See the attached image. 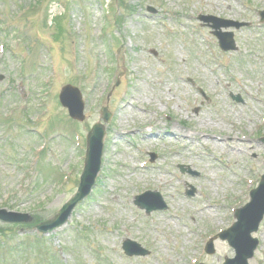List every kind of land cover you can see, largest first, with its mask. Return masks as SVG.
Returning a JSON list of instances; mask_svg holds the SVG:
<instances>
[{
    "label": "rangeland",
    "instance_id": "374dc122",
    "mask_svg": "<svg viewBox=\"0 0 264 264\" xmlns=\"http://www.w3.org/2000/svg\"><path fill=\"white\" fill-rule=\"evenodd\" d=\"M35 6L0 0V35L10 39L0 41V211L30 216L29 224L0 221V264L234 258L219 238L213 256L205 249L236 222L233 213L264 176V0ZM25 9L33 13L23 20ZM199 15L250 25L229 30L237 49L224 52ZM120 74L122 86L113 89ZM67 85L83 94L84 122L60 103ZM104 107L112 122L92 193L65 226L38 235L37 225L76 195L87 136L103 123ZM147 193L159 194L166 208L148 197L152 211L140 209L136 201ZM255 237L260 246L250 264H264V221ZM128 241L148 255L127 256Z\"/></svg>",
    "mask_w": 264,
    "mask_h": 264
},
{
    "label": "water",
    "instance_id": "95a60500",
    "mask_svg": "<svg viewBox=\"0 0 264 264\" xmlns=\"http://www.w3.org/2000/svg\"><path fill=\"white\" fill-rule=\"evenodd\" d=\"M63 104L70 109L71 116L75 119L83 120V106L81 103V96L73 88H67L65 93L61 97ZM105 131L103 127L97 126L93 133L89 137V150L87 156V164L84 175L82 177V183L79 189L78 195L72 199V201L64 207L59 216L50 222L45 223L40 227L42 232L47 233L52 229L61 227L65 224L68 218L71 216L72 211L75 207L83 201L85 197L89 195L92 187L95 184L96 176L100 171L101 158L103 152V137ZM264 189V182L261 186ZM259 192L255 193L254 201L256 202L259 197L257 195ZM261 205V203H259ZM142 206V205H141ZM250 210V209H249ZM264 216V206L260 208L256 214L252 211L246 213V210L238 214L239 223L236 225L235 229L229 232V239L231 245L235 248L238 257L234 264H246L247 260L252 257L253 252L256 249V242L252 243L249 239L251 233L255 232L258 225L262 221ZM0 219L5 221H22V216L14 214H6L5 212L0 213ZM240 230L241 239L237 240V233ZM128 245V244H127ZM129 246V245H128ZM128 246L126 250L128 251ZM129 254H132L128 251ZM231 264V263H229Z\"/></svg>",
    "mask_w": 264,
    "mask_h": 264
},
{
    "label": "bare ground",
    "instance_id": "6f19581e",
    "mask_svg": "<svg viewBox=\"0 0 264 264\" xmlns=\"http://www.w3.org/2000/svg\"><path fill=\"white\" fill-rule=\"evenodd\" d=\"M218 141H221V140H218ZM222 142H223V141H222ZM218 144H221V143L215 142V144H214V148H216V145H218Z\"/></svg>",
    "mask_w": 264,
    "mask_h": 264
}]
</instances>
